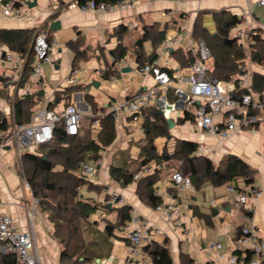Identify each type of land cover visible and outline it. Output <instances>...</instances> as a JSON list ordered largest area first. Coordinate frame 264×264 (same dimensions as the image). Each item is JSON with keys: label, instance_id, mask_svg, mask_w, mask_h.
I'll list each match as a JSON object with an SVG mask.
<instances>
[{"label": "crops", "instance_id": "0c3cea01", "mask_svg": "<svg viewBox=\"0 0 264 264\" xmlns=\"http://www.w3.org/2000/svg\"><path fill=\"white\" fill-rule=\"evenodd\" d=\"M24 1L26 5L27 2H36L37 6L39 0ZM51 1L46 0L45 6L41 9L27 5L30 9H35L33 15L31 10L30 18L11 16L13 20L3 27L1 23L8 17H2L5 0H0L2 3L0 28L27 29L46 24L52 39L56 41L51 53L54 62L46 63L52 69L51 78L46 77L43 68L41 81H34L30 77L18 88L7 87L10 99L0 95V106H5L3 112L9 115L14 112L13 103L16 100L30 95L35 97L31 119L38 112L49 108L63 110L68 105L77 106L82 113L91 111L92 116L102 113L100 117H88V125L82 118L80 136L91 131L92 142H100L98 135L101 131H103V139L105 138L107 120L114 122L116 134L112 145L106 149L101 148L98 152L99 157L95 159L102 161L99 180L94 183V187L99 189L93 190L100 194V200L88 198L90 202L96 201L103 203V206L114 208L107 213L103 212V215L100 211L95 214L100 218L98 224L104 223L100 235L102 245L91 246L89 250L83 249L84 251L73 257L71 262L73 264H153L150 256L142 249L138 251L139 253H133V247L126 237L132 228L131 223L117 227L119 208L126 205L132 207V217L141 218V228L151 234L152 242L159 244L167 242L174 264H229V256L235 255L234 252L237 250L242 251V254L236 256L245 259V251L249 248L237 243L241 228L245 226L251 228L257 239L264 241V128L255 134L247 130L235 132L228 138L209 136L195 128L192 123V109H187L184 103L185 95L190 91L192 73L190 68L179 65L173 52L181 50L185 53L198 54V39L193 36L197 19H200L203 29L210 34L217 31L215 17L223 14L236 15L242 19V23L232 32L238 29L250 33L259 29L264 33V22L260 21L261 14L264 15V7L259 4L260 0H137L131 9L102 14L81 12L78 9L68 8L66 4L61 6L59 1ZM52 4L53 7L50 6ZM55 14L58 17L53 19ZM56 21L61 22V28L54 31L50 26ZM152 26L164 32L166 39L157 47H154L151 41L143 43L145 56L148 58L156 54V59L174 81L166 93L157 94V97L166 98L169 103L176 104L175 109L166 117L174 123L173 128L169 126L170 136L158 137L154 141L158 154L162 155L165 149L172 154L181 141L195 142L199 144L198 154L209 158L215 167L229 155L241 158L256 172L252 185H245L242 179L219 187L209 181L200 185L194 181L193 189L179 191L171 180L172 174L180 171L173 165V161H161V163L153 161L147 166L152 170L149 173L151 175L158 171L159 180L154 185V191L155 194L156 191L160 192L159 197L162 200L161 208H154L140 198L136 182L123 186L111 178V166H123L129 160L136 164L140 155L139 145L145 140L143 124L149 109L136 116L121 112L118 120L109 111L112 106L123 104L145 88L155 87L152 75L138 72L140 66L135 55L136 45L142 39L146 27ZM97 28L102 30L104 28L110 32V38L105 45L111 55V61H107L105 67L98 65L95 69H80L76 62L70 73L62 77L60 73L62 52L66 51L69 45L77 47V44L83 43L81 37L84 31ZM168 40L172 42L171 48L164 45ZM120 42L126 51L132 50L133 65L130 59L126 66L119 65L115 61L112 51ZM240 42L244 43L249 55L247 39H241ZM79 56L85 58L86 55L80 52ZM213 64L212 57L206 61L212 75ZM244 65H248L251 79L253 73H261L260 66L251 63L249 58ZM128 68H131V71H126ZM12 71L11 63L0 58V78L6 80ZM76 71L77 83L68 84L67 78ZM184 86H188L189 89L183 97H179L177 90H181ZM172 95L178 100L172 102L170 100ZM258 95L255 93V97ZM263 95L264 93L261 94ZM44 97L47 99V106L39 111ZM92 105L96 110L92 109ZM154 107L157 109L156 106ZM188 114L191 117H188ZM107 115H111L110 119L102 122L101 118L104 119ZM95 119H99V126L94 125ZM93 159L88 158V161L94 162ZM23 169L24 163L21 166L13 144H8L0 150V211L13 217L18 230L33 231L41 264H67V261L62 260L63 247L52 235L48 215L43 213L39 206L32 214L34 196L24 188ZM79 174L80 168L76 172V175ZM256 189L261 191L260 196L252 192ZM85 190L89 191V189ZM244 192L248 193V201L246 205H238L237 197ZM140 193L144 195V189ZM105 197L111 199L105 201ZM115 197L118 199L115 200ZM176 204L186 207L182 210L179 220L168 216L164 211L168 205ZM178 221L182 224L181 227L177 226ZM108 223L114 224V231L111 234L105 232ZM184 230L189 231V234H185ZM212 243H220L222 249L210 250L209 246ZM148 260L151 263H148Z\"/></svg>", "mask_w": 264, "mask_h": 264}, {"label": "trees", "instance_id": "16d2710c", "mask_svg": "<svg viewBox=\"0 0 264 264\" xmlns=\"http://www.w3.org/2000/svg\"><path fill=\"white\" fill-rule=\"evenodd\" d=\"M7 1L5 0V3ZM58 1L61 6L65 5L64 0ZM87 1L90 0H80L82 3ZM96 1L112 5L120 0ZM57 17L58 15L55 14L53 19ZM215 22L217 31L214 34H210L203 29L200 19L196 20L193 30V36L198 40H204L211 52V57L214 60L212 72L215 78L225 84L235 81L241 73V66L245 64L248 58L251 63L257 66H261L264 63V33L262 30L255 29L256 34L252 36L253 40L249 44L250 54L248 55L244 43L231 36L232 31L242 23V19L236 15L228 16L223 14L215 17ZM39 31L48 34L49 39L52 40L46 24L27 29L0 28V44L6 45L13 52L28 57V63L25 66L20 85L31 77L32 43ZM165 39L166 35L164 32H160L153 26L151 28L146 27L142 39L136 45L135 55L139 66L150 64L157 58L156 54H152L148 58L145 56L143 43L151 41L153 46L157 47ZM72 47L76 50L73 62V65H75L80 52L77 51L75 45ZM126 52V48L120 42L112 51V55L115 61H118L125 57ZM173 56L181 67L190 68L198 59L199 54L194 55L191 52L185 53L179 50L173 52ZM170 73L172 74V72ZM4 83L5 78H0V95L10 99L8 88ZM251 88L253 92L259 95L264 93V74L253 73ZM34 99L35 97L30 95L22 96V98L13 103L14 112L9 115L0 109V132L9 136L15 125L30 123L31 110L35 104ZM170 100L175 102L178 98L172 95ZM92 109L96 110L94 105H92ZM146 110H148V113L145 115L143 124L145 140L139 145L140 155L136 164L129 160L123 166H111L110 174L113 180L123 186L136 182L139 187L140 198L147 201L151 207L157 208L162 203L161 197L157 196L154 191V185L159 180L158 171L153 172L152 175H144L137 180L134 177L144 166L153 161L158 163H161V161H173L172 163L175 167L178 166L177 162H179L181 164L180 168H183L185 172L180 171L185 174H191L193 185L194 181L197 185L209 181L214 186L219 187L236 182L237 179L244 180L247 186L254 183L256 172L241 158L229 155L215 167L209 158L198 154L199 144L195 142L181 141L172 154H169L167 149H165L163 154L159 155L154 146V141L158 137L170 136L169 123L166 116L154 106H149L144 111ZM188 115V117H191L190 114ZM110 116L107 115L104 119L102 117V122L110 119ZM63 126L61 124L57 127L52 142L39 145L34 151L25 152L23 156L25 170H23L27 181L32 186L33 196L39 199L38 206L40 210L48 215L53 237L63 247L62 260L67 261V264H73L71 262L73 257L83 249H90L91 246L96 247L103 243L101 237L96 240V243L95 238L91 242L87 241V236L91 237L90 229L87 228L89 218L97 214L98 211L103 215V212L107 213L114 208H109L107 205H96L85 198L82 189H96L95 185L76 175V172L82 162L88 161V158L97 159L101 148L106 149L112 145L116 133L114 122L107 120L105 138L101 137L100 142H92L89 139V133L84 136L79 134L76 137H70L66 134ZM97 189L99 188L97 187ZM143 189L145 191L144 195L140 193ZM131 220L132 207L126 205L119 208L117 227L130 223ZM113 231L114 224L108 223L105 232L111 234ZM142 250L150 256L153 264H174L167 242L163 244L152 242L144 246ZM234 254L241 255L242 251L237 250ZM253 257L254 253L252 250L248 249L245 251V259ZM0 264H16V258L0 254Z\"/></svg>", "mask_w": 264, "mask_h": 264}, {"label": "built area", "instance_id": "2783aa9c", "mask_svg": "<svg viewBox=\"0 0 264 264\" xmlns=\"http://www.w3.org/2000/svg\"><path fill=\"white\" fill-rule=\"evenodd\" d=\"M55 1L58 2V0ZM64 2L68 8L78 9L81 12L102 14L131 9L137 0H120L112 5L105 2H97L96 0H90L85 3L80 2V0H64ZM18 4L21 5L19 0H8L3 6L2 17L30 18L31 9L28 7L22 10ZM259 4L264 7V0H260ZM255 34V30L245 33L243 30L237 29L231 33V36L239 40L246 38L249 47L253 40L252 36ZM171 43L168 40L164 45L171 48ZM55 46L56 41L54 39L50 40L48 34L40 31L36 34L32 43L33 60L31 63V78L34 81L39 82L42 80L43 65L45 63L54 62L51 53ZM197 47L199 56L190 67L192 83L190 91L185 95L186 99L184 102L187 109H192L193 126L209 136H220L222 138H228L235 132L246 130L255 134L261 128H264V95L257 94L258 97H255V93L251 88V73L248 65L241 66V73L235 81L226 84L222 83L212 75L210 67L206 65V61L211 58V52L205 41L202 39L197 40ZM0 58L7 63H11L13 70L12 74L6 77L5 85L18 88L22 81L25 66L28 63V57L13 52L6 45L0 44ZM117 62L122 66L128 65V59L122 58ZM260 68V72L264 74V63ZM138 72L143 75H152L155 87L145 88L134 97L127 99L123 104L112 106L109 113L118 120L121 112L136 116L141 115L147 107L156 106L158 110L168 117L175 109L176 104L169 103L166 98H158L157 94L166 93L174 82L173 78L163 69L158 59L150 64L138 67ZM76 75L77 71L67 78L66 82L68 84L77 83ZM177 93L179 97L184 95L181 90H177ZM0 109L4 110L5 106L1 105ZM102 115V113H99L92 117H100ZM82 118V112L75 105H68L63 110L49 108L38 112L33 115L30 123L15 125L9 136L0 132V150L4 149L8 144H13L22 166L25 152L27 150L34 151L37 146L52 142L56 129L60 124L64 125L68 136H78ZM99 124V119H95L94 125L99 126ZM101 166V159L94 162L84 161L81 163L79 176L95 183L99 180ZM151 171L148 166H144L135 175L134 179L137 180ZM22 176L25 190L33 195L32 186L25 179L23 171ZM171 180L179 191L191 190L194 187L191 174L176 171L172 174ZM252 192L256 196L261 195V191L258 189L252 190ZM156 195L159 196L160 192L156 191ZM117 199L115 197V200ZM247 201V192L239 194L236 200L238 205H246ZM33 203L32 214L39 205V199L34 197ZM212 203L214 202L212 201ZM184 208L182 204L168 205L164 208V211L168 216L179 220ZM130 223L132 228L126 237L133 247V253H139L138 251L144 246L151 244L153 239L150 233L142 230L140 217L133 216ZM177 226L181 227L182 224L178 221ZM184 233L188 235L189 231L184 230ZM237 243L252 250L254 257L251 259H239L236 255H231L228 258L229 264H264V241L258 240L251 228L245 226L241 229ZM209 249L220 251L222 245L220 243H212ZM0 254L3 256H14L16 264H41L33 231L24 232L18 230L13 217L1 211Z\"/></svg>", "mask_w": 264, "mask_h": 264}, {"label": "rangeland", "instance_id": "374dc122", "mask_svg": "<svg viewBox=\"0 0 264 264\" xmlns=\"http://www.w3.org/2000/svg\"><path fill=\"white\" fill-rule=\"evenodd\" d=\"M21 1V5L20 8L22 10H24L25 8H28L26 5V1L24 0H20ZM46 1V0H45ZM45 1L43 0H39L38 1V5L36 6V9H41L42 6H45ZM48 2H52L51 0H48ZM49 4V3H48ZM2 5V3H0V6ZM51 7L54 6V4L50 5ZM32 10V9H31ZM35 9L32 10V15L34 14ZM10 20H13V17H8L6 20H4L1 25L4 27L6 25L7 22H9ZM260 21L264 22V15L261 14L260 17ZM110 32L100 28L97 29H93V30H86L83 32V35L81 37V40L83 41V43L81 42V44H77L76 49L83 54V52L85 53V58H82L81 56H79V58L77 59V66L80 69H95L98 65H100L101 67H105L106 62L111 61V55L108 51V49H106V45L105 42L110 38ZM76 55V50L69 45V47H67L66 51L62 52L61 55V62H60V73L63 76L68 75L70 73V71L73 68V62H74V58ZM124 59H130V63L133 65L134 64V59H133V54H132V50L129 49L126 54ZM44 68V72L45 75L48 79L51 78L52 75V69L50 67V65L48 64H44L43 65ZM188 86H184L183 88H181V91L183 93H186L188 91ZM46 97V96H45ZM44 97V98H45ZM47 106V99H43V101L41 102L40 106H39V111L43 110L45 107ZM83 122H85L87 125L89 124V119L88 117L92 116V112H88V111H83ZM103 131H101V133L98 135L99 138L103 137ZM90 135V140L93 138L91 136V131L89 133ZM28 151V150H27ZM158 164V163H157ZM178 166L176 167L177 170H181L183 172H185V170H183V168L181 167V164L179 162H177ZM25 170V169H24ZM23 170L24 174L25 171ZM25 179L27 180L26 175H24ZM90 188V187H89ZM88 188H83L82 189V193L83 196L85 198H89V199H94L96 201H99L100 199V194L97 193V191H93L94 189L91 188L88 190H85ZM97 190V189H96ZM110 197L112 198V195H110ZM110 197H105V201H108L109 199H111ZM114 198V197H113ZM93 202L92 203L96 204V205H103V203H97V202ZM100 218L97 217V215H93L89 218V223H88V229H90V233H91V237L88 235L87 236V241L91 242L93 238H95V240H97L100 235L101 232L104 228V223L100 222L98 224V220ZM84 233V232H83ZM148 263H151L150 260H148Z\"/></svg>", "mask_w": 264, "mask_h": 264}, {"label": "water", "instance_id": "95a60500", "mask_svg": "<svg viewBox=\"0 0 264 264\" xmlns=\"http://www.w3.org/2000/svg\"><path fill=\"white\" fill-rule=\"evenodd\" d=\"M27 5H28L29 7H31V8H33V7L36 6V2H33V3H31V2H27ZM50 28H51L52 30H54V31L59 30V29L61 28V22H60V21L53 22V23L51 24ZM58 67H59V66H57V68H58ZM126 71H131V68H128V70H126ZM168 123H169L170 128H173L174 123L172 122L171 119H168Z\"/></svg>", "mask_w": 264, "mask_h": 264}]
</instances>
